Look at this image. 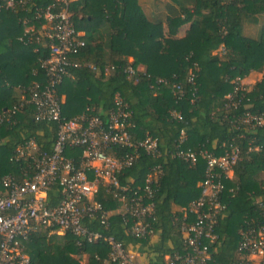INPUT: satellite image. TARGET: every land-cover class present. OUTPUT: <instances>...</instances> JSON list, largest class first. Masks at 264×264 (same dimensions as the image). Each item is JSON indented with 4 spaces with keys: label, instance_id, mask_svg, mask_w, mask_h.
Listing matches in <instances>:
<instances>
[{
    "label": "trees",
    "instance_id": "obj_1",
    "mask_svg": "<svg viewBox=\"0 0 264 264\" xmlns=\"http://www.w3.org/2000/svg\"><path fill=\"white\" fill-rule=\"evenodd\" d=\"M169 1L178 15L167 17L164 25L148 21L137 0H76L72 4L71 21L84 33L85 47L75 58L80 67L69 68L56 87L60 116L65 121L81 115L98 117L105 123L114 97L119 96L130 113L127 132L133 140L150 136L159 151L156 158L139 151L132 165L117 175L119 186L142 188L149 169L159 166L161 170L152 194L150 235L135 239L128 234L125 216L115 212L121 203L103 184L97 186L94 201L109 212L107 227L97 218L85 223L89 231L111 236L126 249L138 247L145 264H165L166 256L185 252L181 228L191 220L188 210L204 178V160L198 156L190 166L173 156L176 149L218 156L234 147L239 159L231 179L222 181L224 209L216 217V240L209 248L211 263L233 264L239 232L264 222V126L248 130L232 123V116L245 111H264V24L257 39L242 33L245 24L264 18V0ZM45 4L46 0H32L34 6ZM23 17L31 18L25 13L0 12V113L23 95L26 98L34 82L45 81L39 60L47 51L19 41ZM187 24L178 38L179 29ZM220 47L224 54L217 51ZM127 66L134 71L132 77L124 71ZM189 70L195 76L194 85L186 83ZM256 74L261 77L245 86L242 97L236 93L235 98L241 99L236 109H224L233 80ZM160 79L167 84L158 83ZM175 84L182 85L184 92L178 100L172 92ZM173 113L179 119L172 118ZM33 114L31 105H23L9 123L0 125V178L20 179L27 162L11 159L15 149L28 140L39 151H50L57 126L35 121ZM130 152L112 150L116 158ZM80 153V148L69 147L64 152L76 165ZM87 176L92 178L90 172ZM46 195L48 206H55L59 199L56 185ZM22 251L28 264H101L108 248L101 241L78 246L70 235H48L41 230L29 237Z\"/></svg>",
    "mask_w": 264,
    "mask_h": 264
},
{
    "label": "built area",
    "instance_id": "obj_2",
    "mask_svg": "<svg viewBox=\"0 0 264 264\" xmlns=\"http://www.w3.org/2000/svg\"><path fill=\"white\" fill-rule=\"evenodd\" d=\"M75 1L46 0L45 5L34 6L32 0H0V12L31 16L20 20L23 33L19 41L38 45L47 51V56L39 60L44 83L34 82L26 90V98L23 95L19 102L2 111L0 125L9 123L16 111L28 104L33 107L35 121L54 122L57 126L50 151H39L31 139L15 149L11 160L27 162L20 179L0 178V264H28V257L22 251L23 244L41 230L47 231L48 235H70L78 246L101 241L108 248L101 264H139L134 253L113 237L102 236L86 227L85 222L93 218H97L104 229L107 227L109 212L94 201L99 184L106 185L107 192L121 203L115 212L125 216L130 236L144 239L151 234V200L161 175L160 167L149 169L142 188L127 190L120 187L117 175L132 165L139 151L152 158L158 157L156 140L148 135L133 140L127 132L130 113L119 96L114 97V105L107 112L105 123L98 117L81 115L65 121L60 116L56 87L67 76L69 68L80 67L75 58L85 47L84 33L75 29L71 21ZM217 51L225 53L222 47ZM124 71L129 77L134 74L129 66ZM194 77L189 70L187 85H194ZM158 83L167 84L163 79ZM233 83V92L224 97L226 110L236 109L241 103L240 97L247 92L243 79L235 78ZM172 92L177 100L180 99L184 94L182 85H172ZM236 93L240 95L239 99L235 98ZM171 117L179 119L175 113ZM232 119L236 127L248 130L261 128L264 126V111L259 114L245 111L232 116ZM182 140L183 133L180 132L179 144ZM66 147L81 149L77 165L65 156ZM116 148H126L131 152L116 158L112 153ZM173 156L190 166L200 156L204 160V178L199 196L188 210L191 220L181 228L185 252L166 256L165 264H213L209 248L216 240L213 232L216 217L224 209L220 202L222 181L231 179L232 168L239 159L238 150L233 147L215 156L206 151L196 154L191 149L177 148ZM88 172L91 179H88ZM52 185H56L59 199L55 206L50 207L46 194ZM187 218L184 215L183 219L187 221ZM263 261L264 222L256 227L248 225L239 232L233 264H263Z\"/></svg>",
    "mask_w": 264,
    "mask_h": 264
},
{
    "label": "crops",
    "instance_id": "obj_3",
    "mask_svg": "<svg viewBox=\"0 0 264 264\" xmlns=\"http://www.w3.org/2000/svg\"><path fill=\"white\" fill-rule=\"evenodd\" d=\"M137 2H138V5L143 12V15L150 22H160V23H162V25H164V22H165L167 17H173V16L178 15L177 7L173 3H171L169 0H137ZM258 21H259V19H258ZM248 25H250V24H248ZM188 26H189L188 24L183 25L179 29V31L177 33L178 38L183 36V34L187 30ZM164 31H166L165 28H164ZM242 33H243V30H242ZM256 75H258L259 78L261 77L260 74H256ZM245 79H247V78H244L243 80L245 81ZM247 86H249V84H247ZM129 249L134 253L136 260L139 264H145L146 263V257L144 255H142V252L138 247H133V248H129Z\"/></svg>",
    "mask_w": 264,
    "mask_h": 264
},
{
    "label": "rangeland",
    "instance_id": "obj_4",
    "mask_svg": "<svg viewBox=\"0 0 264 264\" xmlns=\"http://www.w3.org/2000/svg\"><path fill=\"white\" fill-rule=\"evenodd\" d=\"M263 24H264V18L262 17L259 18V21L256 24H250V25L245 24L243 26V35L251 39H257L259 35V29ZM258 78H259L258 75H251L247 79H245V81L244 80L243 81L245 84L247 83L250 85L254 83Z\"/></svg>",
    "mask_w": 264,
    "mask_h": 264
}]
</instances>
